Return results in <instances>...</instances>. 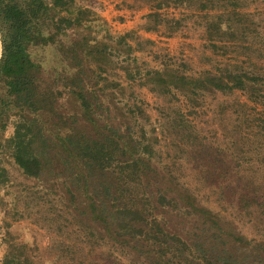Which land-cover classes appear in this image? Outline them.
<instances>
[{
  "label": "rangeland",
  "instance_id": "1",
  "mask_svg": "<svg viewBox=\"0 0 264 264\" xmlns=\"http://www.w3.org/2000/svg\"><path fill=\"white\" fill-rule=\"evenodd\" d=\"M188 2L169 1L156 31H146L154 2L75 0L97 20L67 40L90 35L95 46L87 49L108 47L84 67L107 128L131 136V145L166 180L188 184L203 202L229 213L243 234L264 241V99L208 89L156 93L146 77L150 70L171 69L196 78L226 68L264 76V0ZM133 32L131 46L137 36L141 44H153L129 54L116 41ZM48 56L58 57L54 51ZM8 122L0 147L9 178L0 189V258L14 244L22 247V259L35 264H130L128 254L111 252L96 231L74 219L76 211L58 186L22 174L3 144L13 135L14 118Z\"/></svg>",
  "mask_w": 264,
  "mask_h": 264
},
{
  "label": "trees",
  "instance_id": "2",
  "mask_svg": "<svg viewBox=\"0 0 264 264\" xmlns=\"http://www.w3.org/2000/svg\"><path fill=\"white\" fill-rule=\"evenodd\" d=\"M145 1L154 5L144 28L156 31L169 1L189 0ZM94 13L75 0H0V147L13 117V135L3 144L22 174L58 186L74 219L96 231L111 252L128 254L130 264H264L262 239L247 237L229 213L203 202L188 184L166 180L131 136L103 123L84 67L108 47L87 49L95 46L90 35L67 40L95 23ZM133 34L116 41L129 54L153 44L137 36L133 47L127 42ZM52 51L56 59L48 56ZM146 77L156 93L208 89L264 99V76L230 68L196 78L150 70ZM8 182L0 164V189ZM20 248L8 244L0 264H35L21 258Z\"/></svg>",
  "mask_w": 264,
  "mask_h": 264
}]
</instances>
